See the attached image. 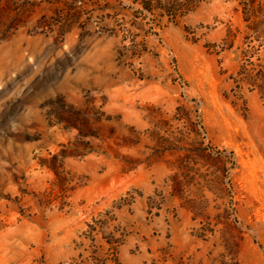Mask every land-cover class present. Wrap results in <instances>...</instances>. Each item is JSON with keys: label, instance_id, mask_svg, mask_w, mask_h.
I'll return each instance as SVG.
<instances>
[{"label": "rangeland", "instance_id": "rangeland-1", "mask_svg": "<svg viewBox=\"0 0 264 264\" xmlns=\"http://www.w3.org/2000/svg\"><path fill=\"white\" fill-rule=\"evenodd\" d=\"M0 264H264V0H0Z\"/></svg>", "mask_w": 264, "mask_h": 264}, {"label": "trees", "instance_id": "trees-1", "mask_svg": "<svg viewBox=\"0 0 264 264\" xmlns=\"http://www.w3.org/2000/svg\"><path fill=\"white\" fill-rule=\"evenodd\" d=\"M190 11L189 8L186 9V12ZM245 21H249L251 17L254 15V8H252L249 4H246V7L243 10Z\"/></svg>", "mask_w": 264, "mask_h": 264}]
</instances>
